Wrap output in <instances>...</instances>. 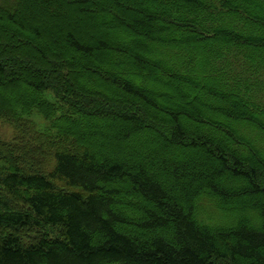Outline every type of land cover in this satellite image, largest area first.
Instances as JSON below:
<instances>
[{"label":"trees","instance_id":"1","mask_svg":"<svg viewBox=\"0 0 264 264\" xmlns=\"http://www.w3.org/2000/svg\"><path fill=\"white\" fill-rule=\"evenodd\" d=\"M23 1L0 0V28L26 30ZM99 1L117 7L102 27L118 41L80 39L54 4L62 55L0 34V86L24 74L29 88L0 92V116L39 143L0 144V264H264V0H125L147 10L129 22L131 7ZM149 133L160 143L124 145ZM242 197L257 216L215 222Z\"/></svg>","mask_w":264,"mask_h":264},{"label":"rangeland","instance_id":"2","mask_svg":"<svg viewBox=\"0 0 264 264\" xmlns=\"http://www.w3.org/2000/svg\"><path fill=\"white\" fill-rule=\"evenodd\" d=\"M120 4V10L123 8L131 7L129 12H125L123 10V14L125 16V20L127 22L130 21V17L135 16L136 14L143 12L146 13L147 10H142L141 7L137 6L136 4H132L129 1L125 0H117ZM73 2V1H72ZM70 0H24L19 7L18 17L23 18L25 13L30 14V18L26 20V24L28 27L26 30H22L18 26H12V25H5L2 24V27L0 28V34L2 33L3 36L8 37L12 31H17L20 33H23L24 36H28L30 40V46L33 48L32 52L35 53L34 48L36 45H43L46 47H50L53 51H55L57 54L61 55L64 51L68 49V44L66 42L67 37L66 33L64 31H60L59 27L62 25V22L60 20L53 19V12L50 11V6L55 5L58 9H60L61 13H65L68 15L69 19L66 21L67 23L64 24L65 29L70 30L75 33L77 37H80V39H113L118 41L119 36L115 33L108 32L107 30L102 27L103 24H106L107 22H112L113 18L112 16H116V8H114L113 5H111V2L109 4L106 3V5L101 4V7H104V13L98 14L96 6L100 3L99 0H94L92 5H90V8L86 11H78L74 9L75 5ZM102 2V1H101ZM50 11V13H48ZM50 17V18H49ZM122 17V16H121ZM53 20V23H56V25H51V22ZM158 22H163V20H158ZM36 24H40L42 26L43 35L40 37H33L30 32V27H34ZM19 42L21 44H26L25 39L19 37ZM71 56H74L72 54ZM86 57V56H85ZM111 57V56H110ZM86 59H89L86 57ZM78 62L80 64L85 63L84 59H79ZM78 69V68H77ZM88 70L90 71L91 68L88 67ZM88 70H83L84 75H86ZM126 71V70H125ZM27 79V76L24 74L21 76L19 83H13V82H6L3 86H0V92L8 95L12 99H18L21 94H27L29 91V88L27 84L25 83ZM82 83L85 84V78H82L80 80ZM116 89H118L116 87ZM158 100L166 105V112L168 113L169 109L172 108V106L176 103V101L169 95H166L164 97H158ZM195 102L194 100L190 99V102L188 105H193ZM33 118L39 122V125L41 126L43 118L38 115L34 114ZM123 123L120 120H114L109 122L104 126V130L106 129L108 132H111L112 134L116 135L118 132L116 130V124ZM45 124V123H44ZM122 125V124H121ZM32 127V125H31ZM30 125H27L26 127L22 128L17 125H14V123L10 122L4 117L0 116V144L2 145L3 149H6L9 145H14L15 149L19 152L20 148L24 146H29L32 143L39 144L37 141L34 140V134L35 131L32 130ZM190 129L196 130V126L192 123H189ZM150 135L148 137H143L142 135H136L129 139L127 142L124 143V145L129 149L136 148L135 146L141 145L142 147H154L156 144H159L157 135H153L152 133H149ZM146 139H148L146 141ZM105 141V140H103ZM101 139H90L88 140V144L90 145V148L98 147L100 146L101 142H103ZM107 143V142H106ZM162 143V142H161ZM108 144H112V142H108ZM134 146V147H133ZM33 152H36L34 150ZM174 153L177 152L174 150ZM185 155L188 153V151L184 150L180 155H178V158L183 157V154ZM33 155L28 154L26 158H30ZM49 157V156H48ZM41 158V157H40ZM50 159V160H49ZM47 163H41V166H43L46 170H48L51 165L50 162L52 160V157H50ZM33 165H35V159L32 160ZM40 165V164H39ZM220 183L232 185L231 181L227 178H222L220 180ZM242 202L245 205V210L237 211V209L230 208L229 211H226L223 215V219L218 218L215 222L217 223H226L229 227L234 226L236 224V218L238 216L247 217L248 215L257 216V210L253 209L249 204V200L242 197ZM241 202V200H239ZM233 206L237 207L238 204L232 201Z\"/></svg>","mask_w":264,"mask_h":264}]
</instances>
